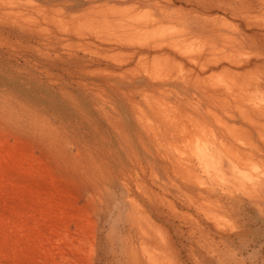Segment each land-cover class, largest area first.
<instances>
[{"label": "rangeland", "instance_id": "rangeland-1", "mask_svg": "<svg viewBox=\"0 0 264 264\" xmlns=\"http://www.w3.org/2000/svg\"><path fill=\"white\" fill-rule=\"evenodd\" d=\"M0 264H264V0H0Z\"/></svg>", "mask_w": 264, "mask_h": 264}, {"label": "bare ground", "instance_id": "bare-ground-1", "mask_svg": "<svg viewBox=\"0 0 264 264\" xmlns=\"http://www.w3.org/2000/svg\"><path fill=\"white\" fill-rule=\"evenodd\" d=\"M122 23V22H121ZM159 49V48H158ZM155 51H157V50H155ZM154 52V51H153ZM145 61V60H144ZM258 109V108H257ZM186 134V133H185ZM213 169V168H212Z\"/></svg>", "mask_w": 264, "mask_h": 264}]
</instances>
